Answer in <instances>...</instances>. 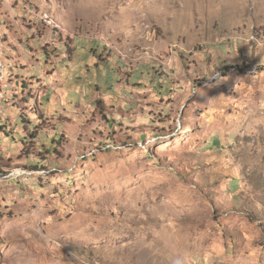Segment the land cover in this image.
Instances as JSON below:
<instances>
[{
    "label": "rangeland",
    "instance_id": "obj_1",
    "mask_svg": "<svg viewBox=\"0 0 264 264\" xmlns=\"http://www.w3.org/2000/svg\"><path fill=\"white\" fill-rule=\"evenodd\" d=\"M0 264H264V0H0Z\"/></svg>",
    "mask_w": 264,
    "mask_h": 264
},
{
    "label": "bare ground",
    "instance_id": "obj_2",
    "mask_svg": "<svg viewBox=\"0 0 264 264\" xmlns=\"http://www.w3.org/2000/svg\"><path fill=\"white\" fill-rule=\"evenodd\" d=\"M3 69H4V65L2 64V67L0 66V79L3 78Z\"/></svg>",
    "mask_w": 264,
    "mask_h": 264
},
{
    "label": "built area",
    "instance_id": "obj_3",
    "mask_svg": "<svg viewBox=\"0 0 264 264\" xmlns=\"http://www.w3.org/2000/svg\"><path fill=\"white\" fill-rule=\"evenodd\" d=\"M2 64H4L3 60H0V66L2 67Z\"/></svg>",
    "mask_w": 264,
    "mask_h": 264
}]
</instances>
